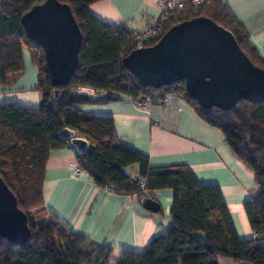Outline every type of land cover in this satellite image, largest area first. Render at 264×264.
<instances>
[{
    "label": "trees",
    "instance_id": "1",
    "mask_svg": "<svg viewBox=\"0 0 264 264\" xmlns=\"http://www.w3.org/2000/svg\"><path fill=\"white\" fill-rule=\"evenodd\" d=\"M43 1L0 0V83L23 70L22 50L26 48L38 69L41 92L37 108L0 103V177L27 215L31 232L24 246L0 238V264H218L220 256L238 264H264V101L239 100L227 109L202 107L187 94L183 80L160 88L141 85L122 62L137 48L136 34L96 18L89 5L98 0H59L70 6L82 44L69 83L55 85L43 49L26 37L20 24L21 15ZM197 16L208 17L230 31L252 63L264 69V57L220 0H203L197 6L173 10L156 23L157 35L143 40V46L154 44L172 25ZM80 87L118 91L133 100L156 92L182 96L200 118L221 130L227 144L253 171L259 191L243 207L257 236L238 238L218 186L198 182L184 164L150 167L146 155L119 142L110 116L76 108L90 101L76 92ZM65 127L94 146L89 154L76 153V159L98 186L112 184L117 192L139 197L145 195L138 179L144 181L149 193L172 189L171 225L165 234L154 237L143 253L122 250L115 254L113 248L71 232L54 216L47 218L42 199L45 162L50 150L71 145L58 134ZM133 164L138 166V176L125 177L122 169Z\"/></svg>",
    "mask_w": 264,
    "mask_h": 264
},
{
    "label": "crops",
    "instance_id": "2",
    "mask_svg": "<svg viewBox=\"0 0 264 264\" xmlns=\"http://www.w3.org/2000/svg\"><path fill=\"white\" fill-rule=\"evenodd\" d=\"M157 0H98L89 5L98 19L132 34L156 22ZM243 25L249 41L264 57V0H220ZM23 70L0 83V103H17L37 108L41 100L38 69L26 48L22 50ZM80 94L90 101L76 105L94 115L110 116L118 140L142 153L150 167L187 165L198 182L218 186L239 239L253 237L243 203L256 197L259 186L253 171L227 144L220 129L206 123L183 98L174 97L166 104L160 92L147 111L137 108L127 94L86 87ZM112 97L111 100H106ZM73 145L50 150L42 183L43 208L47 218L54 216L68 230L89 241L119 251L143 253L156 236L165 234L171 225L170 208L173 191L153 189L149 197L158 204L153 212L140 204L137 193H123L98 186L79 167ZM131 177L138 176V166L126 168ZM218 264H238L225 257Z\"/></svg>",
    "mask_w": 264,
    "mask_h": 264
},
{
    "label": "water",
    "instance_id": "3",
    "mask_svg": "<svg viewBox=\"0 0 264 264\" xmlns=\"http://www.w3.org/2000/svg\"><path fill=\"white\" fill-rule=\"evenodd\" d=\"M20 24L26 37L43 49L51 82L68 84L82 44L70 6L59 0H44L22 14ZM122 62L143 86L160 88L183 80L187 94L202 107L227 109L239 100L264 101V69L252 63L230 31L208 17L197 16L172 25L154 44L133 49ZM58 134L78 154L94 150L70 128ZM122 173L131 177L124 168ZM140 204L153 212L158 209L157 202L147 196ZM30 235L27 215L0 177V238L24 246Z\"/></svg>",
    "mask_w": 264,
    "mask_h": 264
},
{
    "label": "built area",
    "instance_id": "4",
    "mask_svg": "<svg viewBox=\"0 0 264 264\" xmlns=\"http://www.w3.org/2000/svg\"><path fill=\"white\" fill-rule=\"evenodd\" d=\"M203 2V0H157L155 3L156 9L158 10V18L156 20V22H154L153 24L149 25L147 28H145L143 31L136 33V39L138 40V45L137 47H142V41L152 38L154 36L157 35V31H156V23L159 20H163L165 19L169 14H171V12L175 9H182L183 7H185L186 5H191V6H197L200 5ZM84 89H86V87H80L76 92L77 93H81L84 91ZM180 97L183 98L182 96L179 95H175L172 93H168L163 95L161 102L163 104H166L170 99L174 98V97ZM184 99V98H183ZM137 108L147 111V107L150 103L155 102L154 98L150 97V96H143L140 97L137 100H134ZM83 171L82 168L78 167L74 170V172L76 174H80ZM137 184L139 186V188L142 190L143 194L147 197H149V192L145 189V183L143 180L138 179L137 180ZM106 189L111 190L113 188L112 184H107L105 186ZM257 235L254 233L253 237H256Z\"/></svg>",
    "mask_w": 264,
    "mask_h": 264
}]
</instances>
